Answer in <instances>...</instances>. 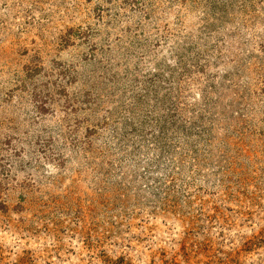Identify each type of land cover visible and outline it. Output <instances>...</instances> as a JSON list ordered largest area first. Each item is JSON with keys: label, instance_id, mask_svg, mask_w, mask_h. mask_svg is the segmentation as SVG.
Here are the masks:
<instances>
[{"label": "rangeland", "instance_id": "obj_1", "mask_svg": "<svg viewBox=\"0 0 264 264\" xmlns=\"http://www.w3.org/2000/svg\"><path fill=\"white\" fill-rule=\"evenodd\" d=\"M0 264H264V0H0Z\"/></svg>", "mask_w": 264, "mask_h": 264}]
</instances>
